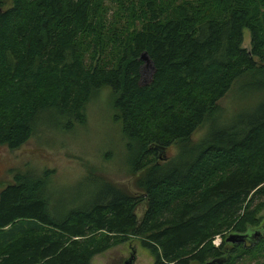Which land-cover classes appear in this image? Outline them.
Wrapping results in <instances>:
<instances>
[{
	"label": "trees",
	"instance_id": "obj_1",
	"mask_svg": "<svg viewBox=\"0 0 264 264\" xmlns=\"http://www.w3.org/2000/svg\"><path fill=\"white\" fill-rule=\"evenodd\" d=\"M109 1L113 9L106 0H0V146L22 148L39 125L72 130L95 92L110 88L138 191L101 180L80 206L57 210L46 179L18 174L0 192V264H91L136 237L155 264H264V232L250 245H213L260 227L264 0ZM237 83L249 101L227 123L220 101ZM174 145L177 155L161 162Z\"/></svg>",
	"mask_w": 264,
	"mask_h": 264
},
{
	"label": "rangeland",
	"instance_id": "obj_2",
	"mask_svg": "<svg viewBox=\"0 0 264 264\" xmlns=\"http://www.w3.org/2000/svg\"><path fill=\"white\" fill-rule=\"evenodd\" d=\"M106 4L113 9V3L106 0ZM244 47L251 49V32L245 30ZM153 68L145 66L143 80L148 82L152 78ZM238 83L220 101L224 110L225 121L230 122L234 115L245 105L248 99L242 98L238 91ZM116 96L110 88L101 89L92 96L86 105V120L77 124L70 131L49 128L48 124L41 127L31 140L18 150H10L0 146V192L15 182L18 174L33 175L46 179V195H49L50 206L57 210L67 207L80 206L87 197L99 189L101 180L115 183L119 187L136 193L135 185L137 174H134L131 164V147L125 134L124 123L115 108ZM233 117V116H232ZM46 128L43 130V127ZM210 123L205 124L193 136V142H198L205 135ZM135 146V145H134ZM180 146L174 145L161 162L175 157ZM81 198V199H80ZM146 211V203L138 209V216L142 218ZM255 221V219H254ZM264 227V207L256 214V224ZM231 232V233H230ZM233 234L229 230L225 237L213 239L217 248L225 245L232 249L234 244L228 242V237ZM227 242V243H226ZM141 238H132L128 242L113 247L97 256L91 264H125L134 254L135 264H155L156 258L142 246ZM246 244H249L247 242ZM234 258L230 259V263ZM261 258H240L237 264H260Z\"/></svg>",
	"mask_w": 264,
	"mask_h": 264
},
{
	"label": "water",
	"instance_id": "obj_3",
	"mask_svg": "<svg viewBox=\"0 0 264 264\" xmlns=\"http://www.w3.org/2000/svg\"><path fill=\"white\" fill-rule=\"evenodd\" d=\"M142 60L145 61V65L147 67H152L154 69V65L147 52H145L142 55ZM261 229L262 231L258 229V230H252L244 234L233 233L228 237L227 241L231 243H247V242L252 243L254 239L260 237L263 234L264 227ZM135 260H136V256L134 252L133 256L125 264H135ZM208 264H225V258H218L216 260L209 262Z\"/></svg>",
	"mask_w": 264,
	"mask_h": 264
},
{
	"label": "flooded vegetation",
	"instance_id": "obj_4",
	"mask_svg": "<svg viewBox=\"0 0 264 264\" xmlns=\"http://www.w3.org/2000/svg\"><path fill=\"white\" fill-rule=\"evenodd\" d=\"M250 243V242H249Z\"/></svg>",
	"mask_w": 264,
	"mask_h": 264
}]
</instances>
